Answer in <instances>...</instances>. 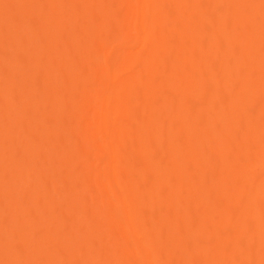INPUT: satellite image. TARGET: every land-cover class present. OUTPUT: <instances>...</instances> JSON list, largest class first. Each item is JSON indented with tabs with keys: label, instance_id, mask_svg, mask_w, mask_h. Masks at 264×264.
I'll use <instances>...</instances> for the list:
<instances>
[{
	"label": "bare ground",
	"instance_id": "bare-ground-1",
	"mask_svg": "<svg viewBox=\"0 0 264 264\" xmlns=\"http://www.w3.org/2000/svg\"><path fill=\"white\" fill-rule=\"evenodd\" d=\"M0 264H264V0H0Z\"/></svg>",
	"mask_w": 264,
	"mask_h": 264
}]
</instances>
